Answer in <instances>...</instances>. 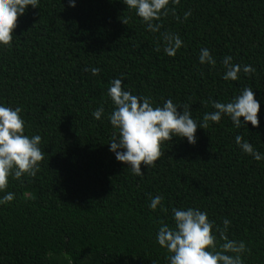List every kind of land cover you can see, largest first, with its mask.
Segmentation results:
<instances>
[{"label":"trees","instance_id":"obj_1","mask_svg":"<svg viewBox=\"0 0 264 264\" xmlns=\"http://www.w3.org/2000/svg\"><path fill=\"white\" fill-rule=\"evenodd\" d=\"M168 7L159 32L122 0H39L17 17L13 40L0 46V103L21 107L25 134L40 135L44 156L34 177H9L4 191L15 198L0 205V264H167L155 234L161 222L173 223L172 207L199 208L221 227L227 218L225 235L245 243V264H264V159L235 143L240 135L264 153V0H170ZM165 31L183 41L171 56ZM201 47L215 65L199 62ZM225 55L255 72L222 79ZM122 75L132 94L150 96L154 107L164 99L189 105L196 120L215 111L213 100L250 87L259 123L235 127L222 115L197 127L194 144L172 136L136 176L108 145L107 88ZM101 105L97 120L92 112ZM156 195L163 210L148 207Z\"/></svg>","mask_w":264,"mask_h":264},{"label":"clouds","instance_id":"obj_2","mask_svg":"<svg viewBox=\"0 0 264 264\" xmlns=\"http://www.w3.org/2000/svg\"><path fill=\"white\" fill-rule=\"evenodd\" d=\"M128 9L134 10L136 16L145 22L147 30L159 32L160 17L169 12L170 0H122ZM179 0H171L173 5ZM39 0H0V46H7L13 40V29L17 17L22 15L28 6L38 7ZM76 0H68L69 6H75ZM173 13L175 9H172ZM191 11H185L187 18ZM155 21V23H154ZM126 23V21H123ZM163 51L169 56L174 55L183 41L178 34L165 31L161 33ZM198 60L201 64L215 65L216 60L206 47L199 50ZM224 68L222 79L237 80L238 73H254L255 68L250 64L233 63L231 55H225L221 60ZM85 68V71H88ZM96 75L100 69H90ZM122 78L115 77L107 88L112 111L108 120L113 127L111 139L108 142L109 151L114 153L115 159L125 162L131 173L143 176L141 163L147 167L153 165L163 154L162 143L172 136L184 137L189 144L196 142L197 127L206 128L207 122H219L222 115L230 117L235 127L245 122L258 125V110L260 102L254 98L253 89L244 87L237 95L227 102L213 100L215 111L206 112L203 120H196L190 114V106L182 103H173L171 99H164L163 103L152 104L150 96L135 95L122 87ZM178 106L182 111H178ZM20 106H8L0 103V205L10 203L15 193L4 191L9 177L19 179L22 175L34 177L39 169V161L44 153L40 148L39 134L28 136L25 134V120L21 115ZM105 109L101 105L93 110L92 116L99 120ZM243 117V120H241ZM235 143L245 154L253 159H264V153L254 149L247 140L240 135L235 136ZM164 198L161 195L151 197L149 209L156 210ZM172 224L161 222L156 234L157 244L165 249L167 264H245L242 254L247 250L245 243L240 240L228 239L230 221L222 220V225H216L208 219L207 213L196 207L171 209ZM217 233L219 234L218 243ZM151 264H158L152 260Z\"/></svg>","mask_w":264,"mask_h":264}]
</instances>
